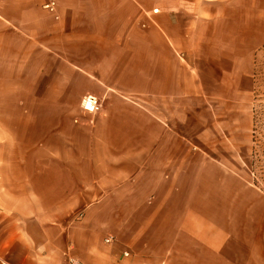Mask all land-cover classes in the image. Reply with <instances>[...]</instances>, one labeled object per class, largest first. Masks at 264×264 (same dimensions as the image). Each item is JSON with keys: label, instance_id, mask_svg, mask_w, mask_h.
I'll return each instance as SVG.
<instances>
[{"label": "crops", "instance_id": "crops-1", "mask_svg": "<svg viewBox=\"0 0 264 264\" xmlns=\"http://www.w3.org/2000/svg\"><path fill=\"white\" fill-rule=\"evenodd\" d=\"M261 49L264 0H0V264H257L181 186Z\"/></svg>", "mask_w": 264, "mask_h": 264}, {"label": "rangeland", "instance_id": "rangeland-1", "mask_svg": "<svg viewBox=\"0 0 264 264\" xmlns=\"http://www.w3.org/2000/svg\"><path fill=\"white\" fill-rule=\"evenodd\" d=\"M214 112L219 119L213 120L215 136H210L209 142H196L217 165L208 169L213 181L202 178L197 170L190 187L187 183L181 186L185 198L192 195L183 207L191 203L192 208L202 209L208 205L209 220L225 227L232 237L226 242L247 244L251 248L248 261L264 264V49L255 58L247 103L215 105Z\"/></svg>", "mask_w": 264, "mask_h": 264}, {"label": "built area", "instance_id": "built-area-1", "mask_svg": "<svg viewBox=\"0 0 264 264\" xmlns=\"http://www.w3.org/2000/svg\"><path fill=\"white\" fill-rule=\"evenodd\" d=\"M44 9L54 12L55 11V3L53 1L47 2L43 6ZM100 107L99 100L94 96H85L80 102V109L84 114L94 115L98 112ZM68 264H81L77 261L70 260Z\"/></svg>", "mask_w": 264, "mask_h": 264}, {"label": "trees", "instance_id": "trees-1", "mask_svg": "<svg viewBox=\"0 0 264 264\" xmlns=\"http://www.w3.org/2000/svg\"><path fill=\"white\" fill-rule=\"evenodd\" d=\"M253 132H255V130H253Z\"/></svg>", "mask_w": 264, "mask_h": 264}]
</instances>
